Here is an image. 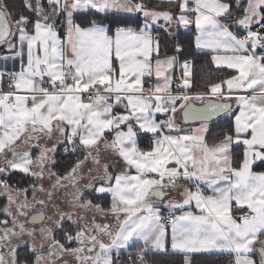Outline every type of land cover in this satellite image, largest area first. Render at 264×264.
Instances as JSON below:
<instances>
[{"label":"snow or ice","instance_id":"1","mask_svg":"<svg viewBox=\"0 0 264 264\" xmlns=\"http://www.w3.org/2000/svg\"><path fill=\"white\" fill-rule=\"evenodd\" d=\"M0 264H264V0H0Z\"/></svg>","mask_w":264,"mask_h":264},{"label":"trees","instance_id":"2","mask_svg":"<svg viewBox=\"0 0 264 264\" xmlns=\"http://www.w3.org/2000/svg\"><path fill=\"white\" fill-rule=\"evenodd\" d=\"M197 71L199 72L200 71V68H197Z\"/></svg>","mask_w":264,"mask_h":264},{"label":"crops","instance_id":"3","mask_svg":"<svg viewBox=\"0 0 264 264\" xmlns=\"http://www.w3.org/2000/svg\"><path fill=\"white\" fill-rule=\"evenodd\" d=\"M146 143V142H145Z\"/></svg>","mask_w":264,"mask_h":264}]
</instances>
